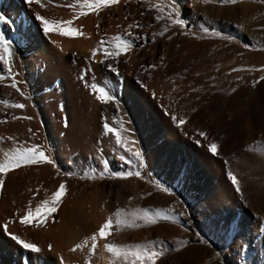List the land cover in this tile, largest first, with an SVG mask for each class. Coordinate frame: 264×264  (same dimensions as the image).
I'll return each mask as SVG.
<instances>
[{"label":"rangeland","instance_id":"1","mask_svg":"<svg viewBox=\"0 0 264 264\" xmlns=\"http://www.w3.org/2000/svg\"><path fill=\"white\" fill-rule=\"evenodd\" d=\"M118 6L103 12L106 36L102 33L99 42L120 36L131 39L133 47L109 58L104 55L110 49L106 41L100 51L105 64L119 70V89L105 86L116 92L118 102L96 99L101 133L85 163L87 170L50 159L53 163L47 164L62 178L49 187L36 169L42 163L31 165L35 170L25 172L24 184L2 191L8 211L22 219L29 209L44 207L43 201L65 184L66 195L47 221L58 223L66 211L84 223L81 231L88 234V243L78 255L71 252V264H141L132 256L116 257L104 249L106 244L162 250L156 264H264V0H127L126 14ZM175 12L186 27L171 23L169 13ZM130 24L139 27L130 29ZM129 77L136 90L126 97ZM133 99L145 101V114ZM171 115L187 123L178 127ZM14 117L30 113H9L4 120L6 127H14L18 147H39L22 134L21 124L12 125ZM105 123L136 145L127 143L130 150L121 152L115 135L105 132ZM201 131L207 140L198 135ZM212 142L219 145L218 155L208 151ZM132 151L141 153L142 162ZM99 165L103 171H96ZM130 171L141 176L125 178ZM229 172L239 181V193ZM117 210L129 223L133 213L154 216L162 211L170 218L117 227ZM110 216L111 235H97L93 252L91 236ZM46 248L33 255L50 254L52 245ZM21 252L29 250L21 246Z\"/></svg>","mask_w":264,"mask_h":264},{"label":"bare ground","instance_id":"2","mask_svg":"<svg viewBox=\"0 0 264 264\" xmlns=\"http://www.w3.org/2000/svg\"><path fill=\"white\" fill-rule=\"evenodd\" d=\"M87 2L90 3L91 0ZM40 3L44 7L35 2L30 4L28 0H0V15L5 16L8 21L0 23V34L12 41L14 51L10 62L12 76L20 89V92H17L9 86L11 83V77L8 76L9 66L0 61V77H4L0 79V121L7 119L9 113H30L31 119H12V125L21 124L22 134L32 138V142L38 141L39 148L45 151L49 159H55L58 165L73 164L76 170L83 168L87 170L85 165L96 137L101 133V125L96 96L91 92L90 86H85V82L97 86L101 83L104 87L119 89L117 76L109 70L110 64L106 65L100 56L104 45H101L99 40L102 38L105 18L103 12L106 7L99 10L98 14L90 12L86 16L74 19L86 0H40ZM118 4L119 11L125 13L127 0H121ZM84 10L87 11L86 8ZM38 14L50 21L73 20L71 27L78 29L80 34L76 37L62 36L58 32L45 35L40 22L35 19ZM108 30L110 31L111 27ZM109 33L113 34L111 31ZM106 41L109 48L114 50L116 42L112 39ZM94 50L95 57L92 55ZM134 89L136 90L133 81L130 77L127 78L126 97ZM133 102L142 114L147 112L144 100L137 102L133 99ZM17 103L24 104L25 108L11 107ZM1 124L0 137L3 139H0V163H3L7 155L14 153L19 147L14 127H6L5 123V126L1 127ZM7 136L13 139H8ZM66 148L69 150L65 151ZM120 150L128 151V147L121 146ZM36 169L40 181L45 186H55L62 178V175L60 176L53 166L47 163L42 162ZM27 170L33 171L35 168L22 166L10 171L6 177L0 176V179L5 180L3 190L9 191L7 189L23 183ZM98 170L103 171V166L99 165L96 168V171ZM3 190H0V264H71L69 258L73 251L70 248L77 244L83 245L85 235H88L81 231L84 224L81 219L73 220L65 214L66 211H62L58 223L51 220L41 226L32 223L23 230L20 226L21 219L12 218L11 212L8 211L2 196ZM5 224L8 228L7 234L3 231ZM12 236H17L26 243H34L40 251L52 245V252L41 254L39 257V254L33 255L34 252L29 250V253L24 255L21 252V245L13 240ZM84 247L82 249H85ZM82 249L75 251V255ZM103 255L106 257L104 250ZM108 261L105 260V264H108Z\"/></svg>","mask_w":264,"mask_h":264},{"label":"snow or ice","instance_id":"3","mask_svg":"<svg viewBox=\"0 0 264 264\" xmlns=\"http://www.w3.org/2000/svg\"><path fill=\"white\" fill-rule=\"evenodd\" d=\"M38 3L40 4V7H44L42 3H40V0H28V3ZM120 2V0H91V2H87L80 6V11L77 16L74 17V19H78L80 16H86L90 12H96V14L99 13V10L105 7H111L113 5H116ZM159 7V5H157ZM87 9L85 11L84 9ZM162 11V10H161ZM35 19L40 22L42 26V31L45 35H48L52 32H58L62 36H69V37H76L79 35V30L72 28L71 25L73 24V20L68 21H50L48 19H45L42 15H36ZM169 19L171 20V23L173 25H179L181 27H186L184 24L183 19L179 18V12L175 13H169ZM7 19L5 16L0 15V23H7ZM99 27V25H97ZM136 27L138 28L139 25H133L130 24L129 28ZM163 33H161L162 35ZM128 36H131V33H128ZM113 41L117 42L116 47L114 50H110L108 48H105L104 55L105 56H112V57H118L121 52H127L133 47V43L131 39H125L120 36H116L112 38ZM106 41H100L101 45L106 44ZM14 55V51L12 48V41L5 38L3 34H0V61H2L5 65H8V76L11 77V83L10 87L15 89L17 92H20L19 87L17 86V82L15 78L12 76V69H11V59ZM93 57L96 56V51L94 50L92 53ZM109 70L114 73L117 77L120 76L119 70L109 65ZM152 68H155V65L151 66ZM233 71H236V69H233ZM4 77H0V79H3ZM83 79V76L81 77ZM261 80H264V77L260 78ZM85 86H90L92 93L96 96V99L100 101L101 103H110V102H118V98L116 95V92L112 89L106 90L105 87H98L96 84H90L86 81ZM235 91V90H234ZM21 95L23 93L21 92ZM155 97V93L152 94ZM11 107L17 108V109H24L25 105L22 103H17L11 105ZM167 112V110H166ZM170 115V113H168ZM14 119H31V117H14ZM171 119L174 122H177V126H183L187 121L180 117L178 118L175 115H171ZM6 121H0V123H5ZM104 129L108 134H114L115 140L117 145L125 146L126 143H135L134 141L125 142L122 140V137L114 127L109 126V124L105 123L103 125ZM31 131V129H29ZM198 135L203 138L204 140L208 139V136L205 132L201 131L198 133ZM0 139H3V137H0ZM8 139H13L12 137H9ZM196 143L199 145L200 141L197 140ZM208 151L212 155H218L219 154V145L215 142L209 143L207 145ZM130 150V149H128ZM133 156L137 160H141L142 162V156L139 151H135L132 153ZM123 160L124 157H121ZM53 163L49 157L46 155L45 151L39 148L36 145H33L31 147H25V148H17L14 153L7 155L6 161L3 163H0V176H7L10 171L16 170L22 166H31V165H39L40 163ZM135 175L136 177H140V172H128L126 174V177H131ZM231 183L234 185L236 191L239 193L241 191L239 186V181L237 180L236 176L233 175L231 172L228 173ZM5 185V180L0 179V190H3ZM66 185L61 183L59 188L56 190V192L52 195L51 200H45L43 201L44 207H38L36 209L35 215H33V212L31 209L27 212V214L20 220L21 224H32L35 223L36 226H41L47 222V218L51 216L52 214L56 213L58 211L57 205L60 204L63 200L64 195H66ZM164 191H168L167 189H163ZM171 194V193H169ZM124 213L122 210H117L115 213L116 220H115V226L117 227H138L139 225L136 223L137 220L144 221L145 224H155L157 222V219L162 220H168L170 218L168 213L158 211L155 213L154 216L149 215L148 212H144L142 216L137 215L136 213H133V220L131 223H129L128 220L123 219ZM113 227V221L112 217L110 216L107 221L101 226L99 229L98 234H93L91 236V249L93 252H95V249L97 247V235H99L100 238H105L106 235H111V229ZM5 231H7V224L4 225ZM13 240H15L18 244H20L23 248L26 250H30L32 252H39L40 249L34 244V243H26L22 241L17 236L11 237ZM88 241L85 240L84 244H77L71 251L75 252L78 249H82L85 245H87ZM51 247V246H49ZM105 249L109 252L114 254L116 257H123L125 260L132 256L135 258L136 261L141 262V264H156V261L159 257L163 255V251H156V250H149L148 246L145 245H134L129 246L128 248H121L119 246H116L114 244H106Z\"/></svg>","mask_w":264,"mask_h":264}]
</instances>
